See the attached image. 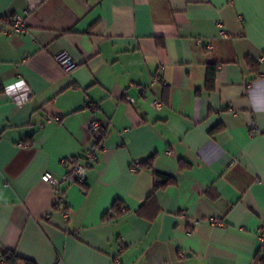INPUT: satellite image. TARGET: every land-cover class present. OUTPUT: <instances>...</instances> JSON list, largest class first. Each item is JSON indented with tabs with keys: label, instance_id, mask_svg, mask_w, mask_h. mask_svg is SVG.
Segmentation results:
<instances>
[{
	"label": "crops",
	"instance_id": "crops-1",
	"mask_svg": "<svg viewBox=\"0 0 264 264\" xmlns=\"http://www.w3.org/2000/svg\"><path fill=\"white\" fill-rule=\"evenodd\" d=\"M0 15L28 26L0 23V258L264 264V0H0ZM92 148L86 180L64 179Z\"/></svg>",
	"mask_w": 264,
	"mask_h": 264
},
{
	"label": "built area",
	"instance_id": "built-area-1",
	"mask_svg": "<svg viewBox=\"0 0 264 264\" xmlns=\"http://www.w3.org/2000/svg\"><path fill=\"white\" fill-rule=\"evenodd\" d=\"M0 23H5L8 26L7 31H15V32H25L28 29L26 19L20 15H0ZM218 29L221 36H226V30L224 28L223 22H218ZM208 48H211V43H208ZM55 60L57 64L63 69L64 72H72L76 69L79 64L74 60V58L68 52H61L57 56H55ZM260 61H264V58H261ZM158 82H163L166 84V81H162V74L160 71L156 72L153 76L151 84H157ZM146 91L147 88H142L141 93L142 97L146 98ZM157 107L161 106V101L157 100L154 102ZM50 120V119H48ZM101 122L96 119L92 118L88 121L86 129L89 132H99L101 131ZM256 133L253 129L252 134ZM98 159V149L92 148L89 152L86 153L84 162H76L70 171L64 176V179L68 180L69 182H84L86 180V168L91 163L95 162ZM137 167V164L134 165V169ZM42 179L46 182L52 184L54 188V192L56 195V205H66V195L60 189V181L50 172H46ZM66 213V212H65ZM67 214V213H66ZM259 241H260V253L264 254V230L259 234ZM0 261L5 262L4 259L1 257ZM255 264H261V261L257 258L253 260ZM54 264H61V260L58 259Z\"/></svg>",
	"mask_w": 264,
	"mask_h": 264
},
{
	"label": "trees",
	"instance_id": "trees-1",
	"mask_svg": "<svg viewBox=\"0 0 264 264\" xmlns=\"http://www.w3.org/2000/svg\"><path fill=\"white\" fill-rule=\"evenodd\" d=\"M215 70L213 67H211V70L209 72V85H211L212 81H213V76H214ZM2 258L5 261V264H34L32 263V261L25 259V258H21L19 256H17L15 253H11V254H3ZM260 261H262L260 258H258Z\"/></svg>",
	"mask_w": 264,
	"mask_h": 264
}]
</instances>
